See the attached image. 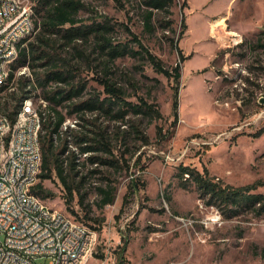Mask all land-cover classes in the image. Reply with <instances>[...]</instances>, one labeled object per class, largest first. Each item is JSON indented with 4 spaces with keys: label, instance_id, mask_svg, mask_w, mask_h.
<instances>
[{
    "label": "rangeland",
    "instance_id": "obj_1",
    "mask_svg": "<svg viewBox=\"0 0 264 264\" xmlns=\"http://www.w3.org/2000/svg\"><path fill=\"white\" fill-rule=\"evenodd\" d=\"M141 2L84 0L80 17L86 24L110 20L115 42L137 49L129 27L168 68L180 60L170 39L186 56L192 55L182 63L179 119L174 125L173 80L158 73L148 60L117 58L106 77L125 89L129 101L143 97L157 104L163 118L129 115L116 120L99 114L100 122L110 127L114 154L122 167L100 165L98 173L89 176L85 190L86 203L93 208L91 220L84 217L77 198L71 206L77 214L67 210L58 179L44 181L56 196L43 201L97 233L95 253H103L104 258L94 255L87 264H115L122 236L128 240L124 256L129 264H264V216L244 211L228 217L208 205L195 184L184 188L178 177L180 167H191L200 172L208 169L213 178L233 186L264 182V103L260 101L264 98V0H174L171 14H161L165 21L172 20V28L157 26L155 32L145 30ZM184 16L187 28L182 35ZM220 16L227 18L226 26L213 33L211 23ZM93 45L79 46L88 58L77 56L73 64L78 78L88 82V93H103L97 79L105 77V56L92 52ZM71 51L66 49L63 55L69 52L71 58ZM22 77L33 80L35 74L16 70L14 80L1 86H6L0 91L2 101L7 98L14 104L10 97L21 95ZM33 94L39 105L43 90L38 86ZM75 119L68 116L63 129L74 128ZM89 169L87 165L85 171ZM110 181L117 188L115 202L100 208L98 187ZM132 181L137 191L130 188ZM258 192L264 193V187ZM99 218L103 225L94 230Z\"/></svg>",
    "mask_w": 264,
    "mask_h": 264
},
{
    "label": "trees",
    "instance_id": "obj_2",
    "mask_svg": "<svg viewBox=\"0 0 264 264\" xmlns=\"http://www.w3.org/2000/svg\"><path fill=\"white\" fill-rule=\"evenodd\" d=\"M33 7V17L37 25V31L31 36L23 39L19 47L18 56L11 64V71L7 81L15 78V71L27 67L33 71L35 78L20 80L21 95H11L14 104L10 105L7 98H0V112L10 118L12 124L18 122L19 114L22 112L24 100L34 96L33 88L40 87L43 90V100L48 102L46 109L39 112L43 117V128L39 134L42 153L41 170L39 180L32 188V193L42 200L53 199L56 193L48 188L44 181L56 179L65 190L66 207L71 214L76 211L71 207L77 198L84 217L91 220L93 213L91 203H86L88 192L85 185L90 175L98 173V166L104 165L111 168H121L120 160L114 154L109 125L100 122L101 113H105L116 120H124L129 115L161 119L163 115L155 103H150L143 97L138 102L127 99L126 91L106 77L109 75L110 65L119 57L133 56L140 60H148L154 69L174 81L173 110L176 125L178 121L179 89L182 77V63L190 59L192 55L186 56L178 48L174 39L171 44L179 52V62L168 68L163 61L152 54L129 27L126 30L131 36L132 42L137 44L135 49L129 43L115 42L113 33L115 26L106 20L86 24L80 17V12L85 9L84 0H30ZM118 5H123V0H113ZM174 0H142L139 8L142 12L145 30L155 32L157 26L163 30L172 28V20L165 21V16L171 14ZM187 3H185L186 6ZM187 28L185 16L182 19V30L184 34ZM34 41H31V38ZM93 43L92 52H97L104 57L105 77L98 78L103 86V93H88V82L79 79L73 60L77 56L82 59L88 58L85 51L79 46H88ZM72 49L73 56L64 51ZM5 87H0V91ZM104 95V96H103ZM103 96V97H102ZM68 116H75V127H66L64 124ZM87 116V117H86ZM136 133L141 134L139 127H134ZM162 134V129L159 135ZM165 137V136H164ZM167 138V137H165ZM148 144V139H145ZM84 160H81L82 156ZM127 163V159H123ZM87 165L91 169L85 171ZM95 166V167H94ZM188 175V176H187ZM178 177L183 181V187L195 184L202 198L207 200L210 206H216L228 217L238 216L244 211L254 213L256 216H264V193L258 192L264 187V182L245 186H233L224 184L213 178L208 169L203 172L191 167H180ZM130 188L137 191V185L132 181ZM100 195L99 207L104 208L113 204L117 195V188L110 181L106 186L98 187ZM126 197L125 200H127ZM46 202V201H45ZM99 220L100 230L104 219ZM123 245L117 249V262L115 264H129L124 256L127 247V238L122 236ZM95 257L104 258V254L95 253Z\"/></svg>",
    "mask_w": 264,
    "mask_h": 264
},
{
    "label": "built area",
    "instance_id": "obj_3",
    "mask_svg": "<svg viewBox=\"0 0 264 264\" xmlns=\"http://www.w3.org/2000/svg\"><path fill=\"white\" fill-rule=\"evenodd\" d=\"M32 6L30 0H0V79L8 80L11 71L4 52H19L20 42L37 31ZM18 114L19 121L12 124L0 112V264H87L95 254L97 233L81 222L69 225L67 216L57 218L48 205L29 194V184H37L29 183L34 154L13 159V151L24 144L34 147L35 131H42L35 129V117L41 114L35 111V102L31 117ZM15 168H23L22 192L11 185Z\"/></svg>",
    "mask_w": 264,
    "mask_h": 264
},
{
    "label": "bare ground",
    "instance_id": "obj_4",
    "mask_svg": "<svg viewBox=\"0 0 264 264\" xmlns=\"http://www.w3.org/2000/svg\"><path fill=\"white\" fill-rule=\"evenodd\" d=\"M226 17L220 16L215 21L211 23V31L214 33L218 27H225L226 26ZM235 35V34H234ZM18 56V51H11V52H4V62H13L16 57ZM0 57H2V49H0ZM7 81V79H0V87ZM35 97L29 96L24 100V104L22 107V117H31V106L34 105ZM40 104L37 105L35 103V111H40L42 109H46L48 106V102L46 101H39ZM39 114H41L39 112ZM43 117H35V129H42L43 127ZM19 121V120H18ZM41 131H35V145L31 147V144H24L21 148H14L13 151V159H23L26 157V154H34V167L33 170H29V183H37L39 180V173L41 170V163H42V153L40 147V140L39 134ZM22 175H23V168H15L13 170V176L11 178V185L15 192H22ZM35 184H29V194L32 193V188ZM35 201H43L41 198L34 194ZM44 205H47L43 201ZM49 211L54 213L57 218H64L66 216L60 210L51 208L49 205ZM67 223L71 226H79V223L74 222L73 220L67 217Z\"/></svg>",
    "mask_w": 264,
    "mask_h": 264
},
{
    "label": "water",
    "instance_id": "obj_5",
    "mask_svg": "<svg viewBox=\"0 0 264 264\" xmlns=\"http://www.w3.org/2000/svg\"><path fill=\"white\" fill-rule=\"evenodd\" d=\"M260 101H261L262 103H264V98H262Z\"/></svg>",
    "mask_w": 264,
    "mask_h": 264
}]
</instances>
